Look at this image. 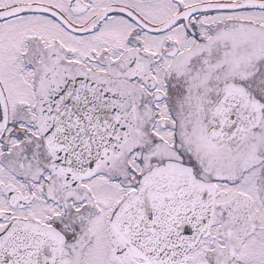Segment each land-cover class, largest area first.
Masks as SVG:
<instances>
[{"label": "snow or ice", "instance_id": "snow-or-ice-1", "mask_svg": "<svg viewBox=\"0 0 264 264\" xmlns=\"http://www.w3.org/2000/svg\"><path fill=\"white\" fill-rule=\"evenodd\" d=\"M0 264H264V0H0Z\"/></svg>", "mask_w": 264, "mask_h": 264}]
</instances>
